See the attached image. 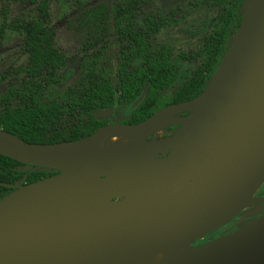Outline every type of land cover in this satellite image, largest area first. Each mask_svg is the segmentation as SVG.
Here are the masks:
<instances>
[{"label": "water", "instance_id": "obj_1", "mask_svg": "<svg viewBox=\"0 0 264 264\" xmlns=\"http://www.w3.org/2000/svg\"><path fill=\"white\" fill-rule=\"evenodd\" d=\"M182 112L162 139L166 153L156 157L160 143L145 137ZM114 127L142 132L144 144L98 149L100 134L106 139ZM0 154L55 171L0 198V264H87L100 249L123 246L168 252L166 264H264V212L194 244L245 206L264 179V0H247L216 70L193 98L66 142L30 143L0 129ZM84 186L103 202L81 209Z\"/></svg>", "mask_w": 264, "mask_h": 264}, {"label": "trees", "instance_id": "obj_2", "mask_svg": "<svg viewBox=\"0 0 264 264\" xmlns=\"http://www.w3.org/2000/svg\"><path fill=\"white\" fill-rule=\"evenodd\" d=\"M35 3V16L21 24L22 47L27 54L26 66L22 71L24 100L21 105L0 110V129L17 135L25 142L55 143L81 139L98 126L108 122L134 123L147 118L164 105L186 101L196 96L207 84L216 70L225 51L228 40L239 23L241 1L233 0L230 5H222L218 14L217 26L204 38L199 64L188 79L180 85L170 98L157 99L155 90L167 86L175 78L170 68V46H161L151 52L146 39L147 32L158 31L166 19L146 17L144 26L132 29L136 2L120 4L115 9L113 26L116 32L127 36V55L116 69L118 85L95 68L90 67L75 84L68 89L64 103L68 111L81 115L82 119L73 126L57 127L56 121L62 114V103L57 100L42 101L40 96L45 84L62 82L69 73L59 75L57 70L64 64V56L57 49L53 39V29L48 22V0H28ZM223 0H212L220 4ZM93 24L97 29L98 42L108 36L105 6L97 4L88 8ZM131 26V27H130ZM3 27H0V32ZM124 30V31H123ZM0 73V83L2 81ZM144 90L142 97L135 103ZM5 96L0 97V101ZM127 110V113H125ZM106 111V116L97 115ZM182 112L179 115H184ZM171 128L177 125L169 126ZM55 171L25 165L8 156L0 154V198L12 191L16 185L28 183Z\"/></svg>", "mask_w": 264, "mask_h": 264}, {"label": "rangeland", "instance_id": "obj_3", "mask_svg": "<svg viewBox=\"0 0 264 264\" xmlns=\"http://www.w3.org/2000/svg\"><path fill=\"white\" fill-rule=\"evenodd\" d=\"M134 1L136 10L132 29L143 26L147 16L155 20L167 18L165 25L158 32L148 35V43L151 52L157 51L161 46L171 47L169 63L175 78L167 86L156 89L155 97L170 98L198 66V61L193 55L196 53L198 56L205 35L217 26L216 21L222 4L213 5L212 0H48L47 24L53 29L55 46L64 56V64L57 72L59 75L67 71L69 73L62 82L45 84L40 96L42 101L55 99L62 103V114L56 121L57 127L73 126L82 119L81 115L68 111L64 103L68 98V89L90 67L111 80L113 86L118 85L116 69L127 55L128 42L125 34L116 33L113 19L118 5ZM246 2L247 0L241 1L240 9H243ZM97 4L105 6L108 36L94 42L98 37V31L92 19L90 21L91 16L87 10ZM35 12V3L28 0H0V27H3L0 32V73L3 76L0 83V97L5 96L0 101V110L21 105L20 102L24 100L23 87L27 78L22 69L26 66L27 54L22 47L21 24L33 18ZM210 18H213V21L208 24ZM200 26L206 27L199 32ZM107 114L106 111L97 113L99 116ZM176 118V120L180 119L178 116ZM172 123L174 122H168V124ZM166 126L163 128L156 126L151 133L155 135L151 140L160 143V154L164 151L162 139L168 134ZM147 140L146 138L145 141ZM95 146L98 149H108L107 136L105 139L101 133ZM174 187L175 185L170 186V188ZM248 200L254 204L251 202L247 204ZM246 201L244 203L246 205L233 214L225 224L196 242L232 226H240L263 213L264 179Z\"/></svg>", "mask_w": 264, "mask_h": 264}, {"label": "bare ground", "instance_id": "obj_4", "mask_svg": "<svg viewBox=\"0 0 264 264\" xmlns=\"http://www.w3.org/2000/svg\"><path fill=\"white\" fill-rule=\"evenodd\" d=\"M169 112V108H165L162 110L163 115H166ZM193 114L190 113L189 116ZM174 118L170 122H177L181 123L182 119L176 120ZM105 135L107 136V147L108 149L115 146H123V145H136L140 146L144 144L143 142V134L142 132L130 133L127 129L114 127V128H107L104 131ZM189 144V140H187L184 145ZM99 182L103 184H112V178H101ZM176 189L184 192L187 189L185 184L176 185ZM81 193V202L80 208L83 210L88 209V202H103V200L98 197L92 190L87 187H81L78 189ZM248 195H246L242 202L245 203ZM66 202L70 203L69 198H65ZM249 204L251 201H246ZM254 204V202H251ZM230 210L233 209V206L230 204L228 206ZM219 211L216 209L214 211V216H218ZM151 214L147 215L146 218H151ZM243 254H240L242 257ZM168 258V252H145L134 247L123 246L119 248H112L110 250H103L100 249L96 252L91 259L88 261L87 264H166Z\"/></svg>", "mask_w": 264, "mask_h": 264}, {"label": "flooded vegetation", "instance_id": "obj_5", "mask_svg": "<svg viewBox=\"0 0 264 264\" xmlns=\"http://www.w3.org/2000/svg\"><path fill=\"white\" fill-rule=\"evenodd\" d=\"M231 3H232L231 0H227L226 2H223V3L221 2L220 4H214V3H213V5H221V4H222L223 6H224V5L226 6V5H230ZM222 5H221V7H222ZM164 19L167 20V18H164ZM217 19H218V17H217ZM211 21H213V18H210V20H209L207 23L209 24ZM144 23H145V22H144ZM216 23H218V22L216 21ZM143 26H144V25H143ZM206 26H207V25H206ZM206 26H205V27H206ZM205 27L200 26V28H199L198 31H199V32L203 31V30H204L203 28H205ZM161 28H162V27H160V29H161ZM160 29H159V30H160ZM159 30H158V31H159ZM123 31H124V30H123ZM158 31H156V32H158ZM198 31H197V32H198ZM156 32H154V33H156ZM53 33H54V32H53ZM107 33H108V32H107ZM116 33H117V32H116ZM151 33H152V32H150V31L147 32V37H146L147 41H148V35L151 34ZM120 34H121V33H120ZM123 34H124V33H123ZM207 34H208V33H207ZM207 34H206V35H207ZM206 35H205V36H206ZM53 37H54V35H53ZM106 37H107V36H106ZM126 37H127V36H126ZM103 38H104V37H102V39H103ZM53 39H54V38H53ZM100 40H101V39H100ZM100 40H99V41H100ZM148 44H149V43H148ZM166 46H168V45H166ZM201 49H202V48H201ZM200 51H201V50H200ZM200 51H199V52H200ZM196 56H197V54L195 53V54L193 55V57H195V58L197 59V61H198V59H199V54H198L197 57H196ZM198 64H199V61H198ZM62 74H63V73H62ZM62 74H61V75H62ZM110 81H111V80H110ZM143 93H144V90L141 92V94H140L139 96L142 97ZM139 96H138V97H139ZM141 97H140V98H141ZM136 100H137V99H136ZM134 102H135V101H134ZM134 102H133V104H135ZM136 102H137V101H136ZM169 105H170V104H169ZM164 106H166V105H164ZM164 106H162V107H164ZM162 107H161V108H162ZM161 108H160V109H161ZM157 110H159V109H157ZM155 111H156V110H155ZM155 111H154V112H155ZM154 112H153V113H154ZM150 115H151V114H150ZM150 115H149V116H150ZM177 116L179 117V116H182V115H179V114H178ZM138 122H139V121H138ZM173 122H174V123H172V124H168V125L166 126V127H167V132H168V134H170V133L176 128V127H174V128L169 127V126H172V125H174V126L177 125V124H175V123H177V122H175V121H173ZM110 123H116V122H108V123H106V124H110ZM117 123H123V122H117ZM134 123H136V122H134ZM106 124H103V125H106ZM123 124H130V123H123ZM100 126H101V125H100ZM98 127H99V126H98ZM94 130H95V129H94ZM94 130H93V131H94ZM168 134H167V135H168ZM152 136L155 137V135H153V134H149V135H147V136L145 137V139L147 138V139H148L147 141H151V137H152ZM165 136H166V135H165ZM165 136H164V137H165ZM165 153H166V152H165ZM165 153L158 154L156 157H162V156H164ZM111 200H115V199H111ZM259 215H260V214H258L257 216H259ZM257 216H256V217H257ZM236 228H237V226H232L231 228H229V229H227V230H224V231H221V232H219V233H217V234H214V235H212V236H209V237H207V238H205V239H203V240H201V241H199V242H196V241H195L194 244H196V243H200V242H203V241H206V240H209V239H212V238H214V237H216V236H219V235H222V234H225V233H228V232H230V231H233V230L236 229Z\"/></svg>", "mask_w": 264, "mask_h": 264}]
</instances>
